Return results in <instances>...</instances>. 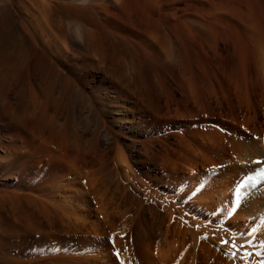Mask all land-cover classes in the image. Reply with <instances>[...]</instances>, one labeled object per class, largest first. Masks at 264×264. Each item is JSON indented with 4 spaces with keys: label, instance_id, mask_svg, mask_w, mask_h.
Masks as SVG:
<instances>
[{
    "label": "rangeland",
    "instance_id": "374dc122",
    "mask_svg": "<svg viewBox=\"0 0 264 264\" xmlns=\"http://www.w3.org/2000/svg\"><path fill=\"white\" fill-rule=\"evenodd\" d=\"M208 1L196 0L197 9H206L213 2ZM224 1L229 6L235 4L231 8L237 12L239 9L243 16L259 21L264 37V0ZM14 10L24 22L20 10ZM232 33V27L227 26L224 35L229 44H219L221 53L226 54L225 62L218 69L216 57L212 58L215 60L211 69L215 90L222 87L228 102L223 109L213 98V111L207 121L202 108L197 109L195 118L183 104L179 105L180 117L173 120H160L156 113H133L130 102L124 105L126 109H120L118 102L112 106L102 87H93L100 96H92V100L65 86V92L58 97L60 103L51 108L22 105L16 91L9 92L6 84L17 79L24 47L17 41L5 47L0 58V264H128L129 260L135 264L136 256L145 264L137 242L130 236L145 233L153 212L163 214L167 206H173L177 214L212 226L219 238L229 240L237 224L244 223L235 222L243 203L254 191L264 188V169H260L263 160L255 154L235 168H214L202 151L209 142L207 136L219 138L221 134L242 140L239 110L230 106L237 98L234 88L242 79L238 53L230 49ZM214 35L217 40L219 36ZM94 79L99 81V75L90 73L89 80ZM162 83L163 92L149 104L156 111L160 107L158 112L163 114L168 99H183L184 91L173 77L164 76ZM251 96L255 99L252 93ZM261 98L259 91V101L255 103L263 120ZM128 118L135 120V125H127ZM117 145L124 149L141 182L137 188L125 183L132 198L128 200L126 191L115 187ZM219 183L231 185L230 198L226 204L217 203L207 211L200 199L213 193ZM150 188L155 194H150ZM221 244L235 250L229 243ZM259 247L258 253L251 254L258 256V264L260 260L264 264V242ZM237 255L239 260L243 258Z\"/></svg>",
    "mask_w": 264,
    "mask_h": 264
},
{
    "label": "bare ground",
    "instance_id": "6f19581e",
    "mask_svg": "<svg viewBox=\"0 0 264 264\" xmlns=\"http://www.w3.org/2000/svg\"><path fill=\"white\" fill-rule=\"evenodd\" d=\"M195 1L0 0V58L1 51L16 41L24 47L17 79L6 84L7 90H15L22 105L50 107L60 103L58 97L65 92V86L76 89L88 99L100 96L98 91L102 87L112 106L118 102L120 109H126L124 105L130 102L133 113H156L160 120H173L180 117L179 105L183 104L195 118L197 109L202 108L207 121L209 112L213 111V98L223 109L229 98L222 87L215 90L212 82L215 75L212 76L211 69L215 60L212 58L216 57L218 69L225 62L226 54L221 53L219 44H229L224 30L230 26L234 31L230 49L238 53V70L242 73L240 84L234 88L237 98L230 106L239 110L237 114L244 130L240 134L242 140L228 139L221 134L219 138L207 136L209 142L202 151L214 168L244 164L255 154L263 160L260 169H264V119L259 118L257 105L259 91L264 103V37L260 23H256L254 17L251 20L249 15L247 18L238 13L239 9L238 12L233 10L235 4L231 5L232 9L228 1L209 0L210 4L203 10L197 9ZM14 7L20 10L24 22L16 17ZM215 33L219 36L217 40ZM90 73L99 75L100 80H89ZM164 76L180 82L184 97L169 98L166 112L162 114L158 112L160 107L156 111L149 103L163 92ZM144 102H147L146 107H143ZM135 123L129 118L126 122L127 125ZM132 129L133 126L128 128ZM109 137L114 136L109 134ZM115 142L118 144L117 140ZM116 148L115 187L126 191L124 185L130 182L137 188L141 182L135 175L133 163L122 147L117 145ZM216 186L213 193L210 191L200 199L207 211L217 203L226 204L230 198V184ZM152 190L150 194H155ZM128 193L121 194L127 195V200L132 199ZM243 204L235 222L244 223L237 224L229 240L219 238L212 226L189 215L177 214L173 206H167L163 214L154 210L151 219L148 222L145 219L148 225L145 233L138 231L130 237L137 242L145 264H258L255 259L258 256L254 255L264 242V188L254 191ZM2 234L0 230V237ZM221 241L235 246V250L222 245ZM2 244L0 238V246ZM237 253L242 255L241 260ZM136 258L135 264H142ZM127 262L133 264L130 260Z\"/></svg>",
    "mask_w": 264,
    "mask_h": 264
},
{
    "label": "snow or ice",
    "instance_id": "6c2138e0",
    "mask_svg": "<svg viewBox=\"0 0 264 264\" xmlns=\"http://www.w3.org/2000/svg\"><path fill=\"white\" fill-rule=\"evenodd\" d=\"M257 163H260L259 161ZM225 243H227V241H225ZM235 247V246H234ZM117 256H119V253H117Z\"/></svg>",
    "mask_w": 264,
    "mask_h": 264
}]
</instances>
